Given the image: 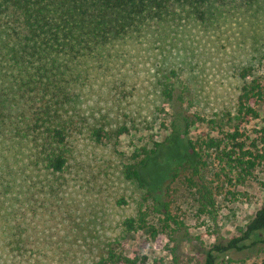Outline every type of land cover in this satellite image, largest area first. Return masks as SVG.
<instances>
[{
  "label": "rangeland",
  "instance_id": "1",
  "mask_svg": "<svg viewBox=\"0 0 264 264\" xmlns=\"http://www.w3.org/2000/svg\"><path fill=\"white\" fill-rule=\"evenodd\" d=\"M257 3L220 24L174 22L118 47L84 91L89 130L72 143L62 177L34 168L15 140L0 139V264H97L122 237L123 222L141 212L157 237L140 230L121 247L130 257L146 256L147 264H176L174 247L183 264H206L213 245L241 236L264 205V100L254 103L258 118L230 121L237 117L240 73L264 53V0ZM96 126L130 131L97 143L90 133ZM235 128L260 157L251 180L217 178L219 163L205 154L194 175L189 139L223 137ZM157 144L141 167L143 186L127 180L125 166ZM201 183L214 193L213 214L201 213L195 187ZM256 241L216 253V264H264V244Z\"/></svg>",
  "mask_w": 264,
  "mask_h": 264
},
{
  "label": "trees",
  "instance_id": "2",
  "mask_svg": "<svg viewBox=\"0 0 264 264\" xmlns=\"http://www.w3.org/2000/svg\"><path fill=\"white\" fill-rule=\"evenodd\" d=\"M258 1L0 0V139L15 140L26 148L34 168L62 177L70 165L72 143L89 130L84 129V91L94 74L105 69L107 59L118 47L133 40L140 42L151 33L159 34L174 22L220 24L226 15L253 9ZM260 70L264 72V53L241 71L243 85L237 100V117L230 121L258 118L254 103L264 100V75L257 74ZM163 94L172 98V89L166 88ZM209 126H215V119L210 120ZM90 130L97 143L130 131L128 126L116 131L105 126ZM242 136L240 129L235 128L223 137L208 135L202 142L189 139L194 175H200L205 154L218 161L217 178L225 176L239 184L251 180L260 157L246 148ZM158 146L145 149L140 161L125 166L127 180L142 185L141 167ZM141 156L138 153L135 160ZM207 164L203 162V166ZM181 167L182 164L176 167L175 175ZM200 185L195 187L201 195V213L213 214L208 208L214 205V193L204 183ZM140 230L151 232L154 238L158 234L148 226L144 212L127 218L122 237L108 245L97 264H147L146 256L130 257L121 247L128 236ZM241 233L227 245H213L206 254V264H216V253L246 248L243 242L257 239L264 244V205ZM170 253L176 264H183L176 247Z\"/></svg>",
  "mask_w": 264,
  "mask_h": 264
}]
</instances>
